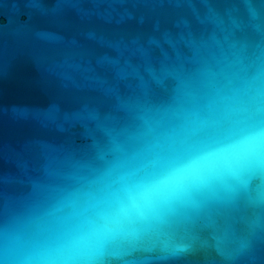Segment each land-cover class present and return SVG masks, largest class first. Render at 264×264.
<instances>
[{"label":"water","instance_id":"1","mask_svg":"<svg viewBox=\"0 0 264 264\" xmlns=\"http://www.w3.org/2000/svg\"><path fill=\"white\" fill-rule=\"evenodd\" d=\"M0 264H264V0H0Z\"/></svg>","mask_w":264,"mask_h":264}]
</instances>
